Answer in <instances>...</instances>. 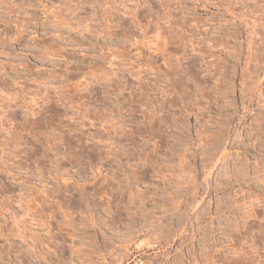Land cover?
Instances as JSON below:
<instances>
[{"label":"rangeland","instance_id":"374dc122","mask_svg":"<svg viewBox=\"0 0 264 264\" xmlns=\"http://www.w3.org/2000/svg\"><path fill=\"white\" fill-rule=\"evenodd\" d=\"M1 1L0 264H264V0Z\"/></svg>","mask_w":264,"mask_h":264},{"label":"bare ground","instance_id":"6f19581e","mask_svg":"<svg viewBox=\"0 0 264 264\" xmlns=\"http://www.w3.org/2000/svg\"><path fill=\"white\" fill-rule=\"evenodd\" d=\"M113 1H114V0H113ZM111 2H112V1H111ZM111 2H110L109 0H98V3L96 2V3L98 4L99 8H101L100 6H104V7H105V6H108L107 8L105 7L106 9H103L102 12H101L100 18H101V20H103L105 26H104L103 28H101V30H99V33H98V34H102V32H105V30L111 29V27H112L111 21H110V23H107V22H108L109 19H110V20L112 19V21H113V17H114V15L116 14L117 10L114 9V13H115V14L112 12V11H113V10H111L112 5H110ZM2 3H3V1L0 2V4H2ZM97 4H96V5H97ZM113 5H114V2H113ZM113 7H114V6H113ZM96 8H97V7H96ZM114 8H115V7H114ZM109 9H110V10H109ZM115 10H116V12H115ZM137 14H138V13H137ZM137 14H134V16L137 15ZM90 15H91V14H90ZM130 15H131V14H130ZM138 15H139V14H138ZM115 16H116V15H115ZM89 17H90V16H89ZM131 17H132V16H131ZM87 18H88V17H87ZM114 18H115V17H114ZM116 18H117V17H116ZM134 18H135V17H134ZM137 18H138V17H137ZM119 23H120V22H119ZM122 23H124V22H122ZM122 23H121V24H122ZM100 24H101V23H100ZM125 24H126V23H125ZM101 26H102V25H101ZM88 27H89V26H88ZM112 28H113V27H112ZM141 28H142V27H141ZM86 30H87V29H86ZM158 30H159V29H158ZM88 31H89V29H88ZM123 31H124V28H123ZM155 31H156V30H155ZM107 33H108V32H107ZM104 34H105V33H104ZM108 34H109V33H108ZM110 34H111V33H110ZM121 34H122V33H121ZM125 34H126V32H125ZM157 35H158V33H157ZM157 35H156V36H157ZM123 36H125V37L127 36V38H128V35H124V34H123ZM131 37H132V36H131ZM131 37H129V38H131ZM157 37H158V36H157ZM122 38H123V37H122ZM132 39H133V38H132ZM127 40H129V39H127ZM127 40H126V41H127ZM134 40H135V39H134ZM124 41H125V40H123V42H124ZM134 42H135V41H134ZM134 42H133V44H132L134 48L132 47L133 50H131V52H133L134 50H135V51H138V47H139V45H137V44L135 45ZM140 43H141V42H140ZM124 44H125V43H124ZM124 44H123V45H124ZM130 45H131V44H129V46H130ZM137 46H138V47H137ZM140 46H141V45H140ZM119 48H120V47H119ZM119 48H116V49L118 50ZM132 48H131V49H132ZM116 49H114V50H116ZM142 49H143V48H142ZM117 50H116V52L118 53ZM121 50H122V49H121ZM123 50H124V51L127 50V44H125V45L123 46ZM123 50H122V51H123ZM129 50H130V47H129L128 51H129ZM128 51H127V52H128ZM113 52H115V51H113ZM116 52H115V53H116ZM138 52H139V53H138V57H140V55H141L142 53H140V51H138ZM141 52H142V51H141ZM117 53H116V54H117ZM122 53H123V52H122ZM122 53H120L121 56H123ZM134 54H135V52H134ZM139 54H140V55H139ZM127 55H128V53H127ZM121 56H119V57H121ZM112 57H113V56H112ZM119 57H118V59H119ZM114 58H115V57H114ZM116 58H117V56H116ZM138 59H139V58H138ZM151 59H152V58H151ZM153 60H154V59H153ZM153 60H152V62H151L152 64H153V62L155 61V60H154V61H153ZM137 61H138V60H137ZM147 61H148V60H147ZM147 61H146V63H147ZM149 62H150V61H149ZM136 63H137V62H136ZM147 64H148V63H147ZM140 65H141V64H140ZM137 66H138V65H137ZM137 66H136V67H137ZM148 66H149V65H148ZM159 67H160V66H159Z\"/></svg>","mask_w":264,"mask_h":264}]
</instances>
